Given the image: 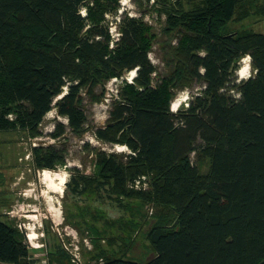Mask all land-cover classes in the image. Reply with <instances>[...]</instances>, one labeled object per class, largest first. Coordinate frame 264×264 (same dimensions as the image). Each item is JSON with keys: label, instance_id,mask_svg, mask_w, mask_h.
I'll use <instances>...</instances> for the list:
<instances>
[{"label": "trees", "instance_id": "obj_1", "mask_svg": "<svg viewBox=\"0 0 264 264\" xmlns=\"http://www.w3.org/2000/svg\"><path fill=\"white\" fill-rule=\"evenodd\" d=\"M185 1L198 4L170 17L167 30L176 29L179 38L170 71L157 85L148 28L139 19L121 20L110 50L111 36L99 23L116 8L103 0H0V132L34 131L65 86L55 107L81 132L80 88L92 78L136 70L138 89L115 101L108 126L96 131L99 140L126 145L130 153L125 160L99 158L97 187L119 203L152 199L174 210L176 220L170 226L161 218L147 230L154 252L149 260L112 257L96 264H264V34L231 28L248 16L237 17L242 0ZM253 2L254 16L264 19V5ZM93 11L99 17L83 32ZM246 54L254 74L235 83ZM197 83L201 93L171 112L173 90ZM233 88L241 93L237 98ZM33 150L39 167L62 162L56 152ZM206 158L210 168L202 175L197 163ZM29 259L28 244L0 221V262L32 264Z\"/></svg>", "mask_w": 264, "mask_h": 264}, {"label": "rangeland", "instance_id": "obj_2", "mask_svg": "<svg viewBox=\"0 0 264 264\" xmlns=\"http://www.w3.org/2000/svg\"><path fill=\"white\" fill-rule=\"evenodd\" d=\"M103 1L109 9L116 8L105 13L99 23L111 36L108 49L113 50L116 46L120 35L118 24L123 18L132 17L142 21L147 26V34L150 37L148 56L155 66L153 83L160 85L163 77L170 71L179 38L176 29L169 31L167 28L172 20L178 17L179 9L183 12L190 11L198 2ZM259 2L264 5V0H257V5ZM253 5V0L241 1L237 17L241 12L247 13L248 16L241 22L232 23L231 28L250 29L264 34V20L260 21L259 17L254 16ZM91 17L92 20L85 23L83 32H88L99 13L93 11ZM241 67L242 59L235 73V83L244 80L239 76ZM249 72L251 77L254 74L251 65ZM135 76L136 70H129L121 77H96L80 88L78 106L85 118L81 132L70 128L68 119L59 115L55 107L56 101L66 93L65 88L61 95L54 99L51 110L34 131L16 129L11 133L0 132V168L5 171L3 174L8 175L2 177L3 174H0V221L16 229L19 237L28 244L29 260L32 264H96L112 257L145 262L154 255L145 237L147 230L164 217L170 226L175 222L174 210L171 211L167 206L152 199H125L119 203L110 199L106 190L97 187L99 175L96 171L99 158L116 154L125 160L130 153L126 145L99 140L96 131L108 126L109 113L114 102L124 94L138 89L133 82ZM202 89L203 84L197 83L183 90H173L170 111L173 112L171 104L185 93L188 99L180 101L177 111L173 113L187 108ZM230 94L236 98L239 96L235 88L230 90ZM9 118L15 119V115L10 114ZM53 134L56 136H52ZM33 149H36L40 156L48 155L50 151L56 152L62 157V162L56 164L54 169L39 167ZM191 160L195 164L193 154ZM197 167L202 175H207L210 168L209 159H203L197 163ZM44 169L51 172L64 169L70 173V179L63 186L62 193L47 189L42 176ZM75 180L80 181L78 191H74ZM146 185H143L144 189ZM148 189L149 187L146 190ZM49 201L56 209L54 212ZM32 232L37 235L30 240ZM125 242L131 243V249L125 248ZM101 249L108 250V254L103 255Z\"/></svg>", "mask_w": 264, "mask_h": 264}, {"label": "clouds", "instance_id": "obj_3", "mask_svg": "<svg viewBox=\"0 0 264 264\" xmlns=\"http://www.w3.org/2000/svg\"><path fill=\"white\" fill-rule=\"evenodd\" d=\"M82 14H86V9H81ZM252 60L251 55H244L242 57V67L239 69V76L241 78L247 79L251 74L249 72L250 67V61ZM201 71H204V69H201ZM135 75V73H133ZM131 79V77H129ZM67 91V87L65 86V92ZM241 93H238L240 95ZM188 99L187 93L181 95L179 97V100H177L175 103L171 104V110L173 112L177 111L179 107L180 101H186ZM187 107V105H185ZM70 166V164L68 165ZM43 178L47 181L48 187L50 189H53L55 191H62L63 186L66 184V182L70 179V173L64 169H61L59 172H50L47 169H44L42 171ZM37 234L35 232H32L30 234V238H34ZM40 235H43V233H40ZM39 247V245H36Z\"/></svg>", "mask_w": 264, "mask_h": 264}, {"label": "bare ground", "instance_id": "obj_4", "mask_svg": "<svg viewBox=\"0 0 264 264\" xmlns=\"http://www.w3.org/2000/svg\"><path fill=\"white\" fill-rule=\"evenodd\" d=\"M50 172H51V171H50ZM43 181L45 182V185H46V187H47V189H48L49 191H51V192H55V193H62V192H63V190H62V191H55V190H53V189H50V188L48 187V183H47V181H46L44 178H43ZM50 194H52V193H50ZM47 200H50V199H47ZM49 204H50V206H51L52 211L54 212L55 207H53L51 201H49ZM51 209H49L50 212H51ZM55 210H56V209H55ZM29 239L31 240V239H33V238H29Z\"/></svg>", "mask_w": 264, "mask_h": 264}, {"label": "crops", "instance_id": "obj_5", "mask_svg": "<svg viewBox=\"0 0 264 264\" xmlns=\"http://www.w3.org/2000/svg\"><path fill=\"white\" fill-rule=\"evenodd\" d=\"M262 20H264V19H262ZM261 21V20H260ZM9 133H11V132H15V130L14 131H8ZM3 173H5V171H3V169L2 168H0V174H3ZM6 177V176H8L7 174H3L2 175V177ZM15 192V191H14ZM2 192H0V194H1ZM10 204H12V203H10ZM9 204V205H10ZM4 222V221H3ZM129 249H131V243L130 244H128V246H127V250H129Z\"/></svg>", "mask_w": 264, "mask_h": 264}, {"label": "built area", "instance_id": "obj_6", "mask_svg": "<svg viewBox=\"0 0 264 264\" xmlns=\"http://www.w3.org/2000/svg\"><path fill=\"white\" fill-rule=\"evenodd\" d=\"M141 180H145V178L144 177H141L140 179H138V180H136V182H135V184H134V187L135 188H139L141 185H142V182H141ZM146 184V183H145ZM144 185V184H143Z\"/></svg>", "mask_w": 264, "mask_h": 264}]
</instances>
